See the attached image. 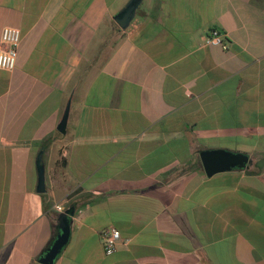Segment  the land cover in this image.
Returning a JSON list of instances; mask_svg holds the SVG:
<instances>
[{"label":"crops","instance_id":"obj_1","mask_svg":"<svg viewBox=\"0 0 264 264\" xmlns=\"http://www.w3.org/2000/svg\"><path fill=\"white\" fill-rule=\"evenodd\" d=\"M129 1L0 0V264H41L61 214L54 264H264V0H142L121 29ZM215 149L251 163L208 177Z\"/></svg>","mask_w":264,"mask_h":264},{"label":"water","instance_id":"obj_2","mask_svg":"<svg viewBox=\"0 0 264 264\" xmlns=\"http://www.w3.org/2000/svg\"><path fill=\"white\" fill-rule=\"evenodd\" d=\"M142 0H130L121 12L114 17V20L121 29H126L135 16V12ZM68 115V107L64 111L61 123L58 127L59 131H63ZM38 155L36 166L38 170V190L44 191V172L42 163ZM201 163L206 176L211 177L216 173L228 171L231 169L243 170L250 165V160L247 155L242 153L230 152L225 149H215L202 151L200 153ZM60 232L56 240L40 258L41 264H54L66 244L69 236V218L66 214L60 216Z\"/></svg>","mask_w":264,"mask_h":264},{"label":"built area","instance_id":"obj_3","mask_svg":"<svg viewBox=\"0 0 264 264\" xmlns=\"http://www.w3.org/2000/svg\"><path fill=\"white\" fill-rule=\"evenodd\" d=\"M20 44V32L16 28L4 27L0 32V69L12 71L16 66L18 47ZM204 44L208 46H219L227 49V44L221 38L220 32L212 29L204 38ZM102 247L106 255H111L120 244L128 246L129 239H123L120 232L107 227L102 231Z\"/></svg>","mask_w":264,"mask_h":264}]
</instances>
